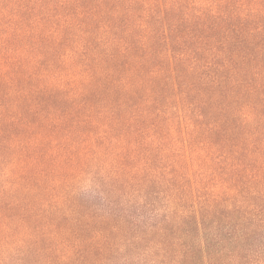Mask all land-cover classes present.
I'll return each instance as SVG.
<instances>
[{
	"label": "trees",
	"instance_id": "16d2710c",
	"mask_svg": "<svg viewBox=\"0 0 264 264\" xmlns=\"http://www.w3.org/2000/svg\"><path fill=\"white\" fill-rule=\"evenodd\" d=\"M0 264H264V0H0Z\"/></svg>",
	"mask_w": 264,
	"mask_h": 264
}]
</instances>
